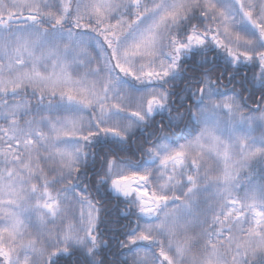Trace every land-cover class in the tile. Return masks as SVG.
Here are the masks:
<instances>
[{"label": "snow or ice", "instance_id": "snow-or-ice-1", "mask_svg": "<svg viewBox=\"0 0 264 264\" xmlns=\"http://www.w3.org/2000/svg\"><path fill=\"white\" fill-rule=\"evenodd\" d=\"M98 146L122 264H264V0H0V264H105Z\"/></svg>", "mask_w": 264, "mask_h": 264}, {"label": "trees", "instance_id": "trees-1", "mask_svg": "<svg viewBox=\"0 0 264 264\" xmlns=\"http://www.w3.org/2000/svg\"><path fill=\"white\" fill-rule=\"evenodd\" d=\"M197 60L199 58H196ZM208 60L210 63L206 65L204 68H201L194 60L187 61V71L185 75L187 77H191L192 75H197L205 70L215 69L213 71V79L215 76L219 74V70L224 67L222 56H216L215 53H209ZM259 69L254 68L252 66H240L239 67V74L236 76V80L232 83H229L227 78L222 81V85H227V88L221 87V91H227L232 89L233 87L236 88L237 91H241L240 88V81L243 77L247 76L249 80H251L252 76L258 73ZM185 82H178L177 83V91L184 87ZM182 96L185 93H180ZM258 95V94H257ZM244 96L247 97L248 93L245 92ZM175 99V98H174ZM249 105H252V100L248 101ZM177 107H179V101L177 102ZM180 111L183 112L184 108H180ZM175 115V113H173ZM167 114L165 113V117ZM160 117H157L159 120ZM167 123V120H165ZM188 124L187 117L184 121L179 122L178 126H174L173 129L169 131V135L171 140L177 142H183L182 137L187 135L188 128L186 125ZM152 129H148L146 132L141 135V133H137V137L139 138L137 143H133L129 146V151L127 153H122L121 155L127 158L128 156L132 155V152L135 151L136 147L138 146L139 140H142L144 136L148 135V132H151ZM105 148L96 147V157L93 159L92 157L89 158L88 163V176L92 177V180L89 181L87 178L82 177L83 183H88L92 190V195L95 199L101 201L102 211H101V223H100V232L102 234V239L107 242V246L101 249V255L99 258L105 259V264H122V260L124 256L127 255L126 249H121L118 245V241L124 240V233L127 232L131 227H135L134 224L130 223V220H134L135 217H128L124 215L125 212V204L118 200L114 194H110L105 192L103 189L100 190L98 193L95 191L94 187V180H95V173L101 169L102 164V156ZM141 153L136 152L134 160L139 159L141 157ZM59 264H84V257L80 253H75L70 256H62L59 260Z\"/></svg>", "mask_w": 264, "mask_h": 264}]
</instances>
